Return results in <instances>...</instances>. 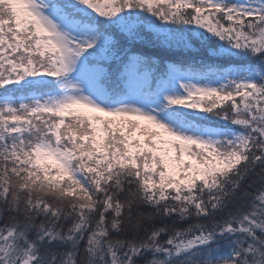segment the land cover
<instances>
[{"label": "snow or ice", "instance_id": "obj_1", "mask_svg": "<svg viewBox=\"0 0 264 264\" xmlns=\"http://www.w3.org/2000/svg\"><path fill=\"white\" fill-rule=\"evenodd\" d=\"M0 264H264V0H0Z\"/></svg>", "mask_w": 264, "mask_h": 264}]
</instances>
